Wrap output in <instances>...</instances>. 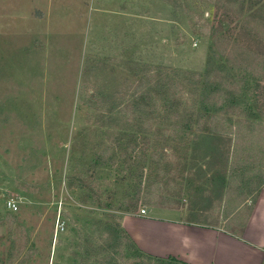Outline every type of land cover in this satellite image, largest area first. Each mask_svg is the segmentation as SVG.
Masks as SVG:
<instances>
[{
	"label": "rangeland",
	"instance_id": "1",
	"mask_svg": "<svg viewBox=\"0 0 264 264\" xmlns=\"http://www.w3.org/2000/svg\"><path fill=\"white\" fill-rule=\"evenodd\" d=\"M262 187L264 0H0V264H183L124 219Z\"/></svg>",
	"mask_w": 264,
	"mask_h": 264
},
{
	"label": "crops",
	"instance_id": "2",
	"mask_svg": "<svg viewBox=\"0 0 264 264\" xmlns=\"http://www.w3.org/2000/svg\"><path fill=\"white\" fill-rule=\"evenodd\" d=\"M263 209V210H262ZM261 211L263 213L261 214ZM148 232L163 243L154 250L145 245V238L134 233L124 221L138 246L152 255L184 261L188 264H262L264 262V227L252 229L258 219L264 223V187L257 195L253 210L241 232L226 225H211L188 221L183 217L168 218L150 213L139 214ZM150 234V233H149ZM174 240V243L172 242ZM168 241V242H167Z\"/></svg>",
	"mask_w": 264,
	"mask_h": 264
},
{
	"label": "built area",
	"instance_id": "3",
	"mask_svg": "<svg viewBox=\"0 0 264 264\" xmlns=\"http://www.w3.org/2000/svg\"><path fill=\"white\" fill-rule=\"evenodd\" d=\"M8 207L13 209V210H17L18 209V205L13 201V200H9L7 203ZM148 212L147 209H142L141 213L142 214H146Z\"/></svg>",
	"mask_w": 264,
	"mask_h": 264
},
{
	"label": "trees",
	"instance_id": "4",
	"mask_svg": "<svg viewBox=\"0 0 264 264\" xmlns=\"http://www.w3.org/2000/svg\"><path fill=\"white\" fill-rule=\"evenodd\" d=\"M175 261L177 260V259H174ZM177 261H180L181 263H183V264H188V263H186V262H184V261H181V260H177Z\"/></svg>",
	"mask_w": 264,
	"mask_h": 264
}]
</instances>
